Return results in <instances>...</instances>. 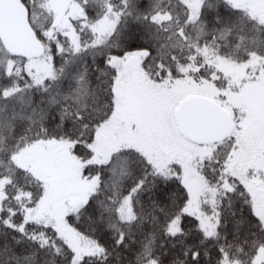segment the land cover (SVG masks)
<instances>
[{"label":"snow or ice","instance_id":"6c2138e0","mask_svg":"<svg viewBox=\"0 0 264 264\" xmlns=\"http://www.w3.org/2000/svg\"><path fill=\"white\" fill-rule=\"evenodd\" d=\"M0 264H264V0H0Z\"/></svg>","mask_w":264,"mask_h":264}]
</instances>
